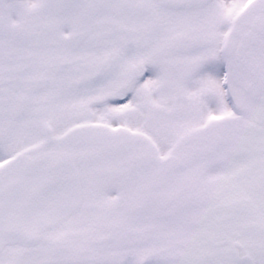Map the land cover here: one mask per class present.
<instances>
[{"label": "snow or ice", "instance_id": "6c2138e0", "mask_svg": "<svg viewBox=\"0 0 264 264\" xmlns=\"http://www.w3.org/2000/svg\"><path fill=\"white\" fill-rule=\"evenodd\" d=\"M0 264H264V0H0Z\"/></svg>", "mask_w": 264, "mask_h": 264}]
</instances>
